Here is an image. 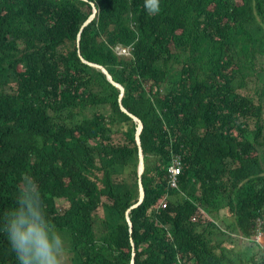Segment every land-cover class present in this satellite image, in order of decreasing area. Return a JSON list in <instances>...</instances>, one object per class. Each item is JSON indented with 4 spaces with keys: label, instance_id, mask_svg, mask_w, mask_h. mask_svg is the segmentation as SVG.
Wrapping results in <instances>:
<instances>
[{
    "label": "trees",
    "instance_id": "trees-1",
    "mask_svg": "<svg viewBox=\"0 0 264 264\" xmlns=\"http://www.w3.org/2000/svg\"><path fill=\"white\" fill-rule=\"evenodd\" d=\"M124 108L144 123L137 208L140 125ZM25 175L74 264H132L134 243L136 264H249L213 244L203 212L264 234V0H160L154 15L145 0H0V217ZM0 264H19L2 225Z\"/></svg>",
    "mask_w": 264,
    "mask_h": 264
},
{
    "label": "clouds",
    "instance_id": "clouds-1",
    "mask_svg": "<svg viewBox=\"0 0 264 264\" xmlns=\"http://www.w3.org/2000/svg\"><path fill=\"white\" fill-rule=\"evenodd\" d=\"M145 8L158 14L160 0H145ZM0 225L19 264H63L64 236L47 218L45 201L31 175L22 178L14 206L3 212Z\"/></svg>",
    "mask_w": 264,
    "mask_h": 264
},
{
    "label": "rangeland",
    "instance_id": "rangeland-1",
    "mask_svg": "<svg viewBox=\"0 0 264 264\" xmlns=\"http://www.w3.org/2000/svg\"><path fill=\"white\" fill-rule=\"evenodd\" d=\"M117 172L120 173L122 172V170L118 169ZM59 205L61 206V209H66L70 206V202L67 199H59ZM100 215L101 217H104L105 215L104 209H101ZM204 216L208 218L206 222L209 223L215 222L219 226L218 230L221 232H219L218 233L219 235L216 237L224 238L227 244L235 248L234 250V252L236 251L235 254L240 256L242 255L247 261V263L250 264L253 257L259 259L261 256H264V239H262L261 242L258 244L256 242L258 240L256 241L254 240L252 242L246 240L243 236H239L237 238H233V236H231L234 234L232 231V226L235 224V220L229 217L228 210L222 213L221 216L222 219H218L215 216L214 217L208 216L206 213H204ZM262 229L263 227L261 226L260 230ZM227 232L230 235L226 234ZM62 235L64 236V240H65V255L63 257V264H74L72 258V252H71V248L73 247L72 237L63 233ZM228 237H231L233 240L228 239Z\"/></svg>",
    "mask_w": 264,
    "mask_h": 264
},
{
    "label": "water",
    "instance_id": "water-1",
    "mask_svg": "<svg viewBox=\"0 0 264 264\" xmlns=\"http://www.w3.org/2000/svg\"><path fill=\"white\" fill-rule=\"evenodd\" d=\"M94 8H95V12H94V14L92 15V17L87 21V23L85 24V26L89 25L92 21H94V20L98 17V15H99V13H100V8H99V6H98L97 3H94ZM81 40H82V33H81V35H80V47H81ZM80 53H81V55H82V57H83V52H82V50L80 51ZM83 58H84V57H83ZM84 60H85L86 62L92 64V65H95V66H97V67L102 68V69L107 73V75H108L110 81H111L116 87H118V88H120V89L122 90V93H123V94H122V98H124V96H125V94H126V89H125V87L122 86L121 84H119V83H117V82L115 81L114 77L111 75V73H110V71L108 70L107 67L102 66V65H100V64L92 63V62L88 61V60L85 59V58H84ZM124 110H125L128 114H130L131 117H133V118L139 123V125H140L139 134H138V139H139V145H140V147H141V168H140V177H141V183H140V186H141V201H140V203L135 207V208H137V207H140L141 205H143V204L145 203V201H146V197H147V192H146V188H145L144 181H143V176H144V174H145V172H146L147 163H146V157H145L144 152H143V149H142L143 146H142V137H141V136H142V130H143V128H144V123H143V121H142L140 118H138V117H136L135 115H133L132 113H130L126 108H124ZM129 222H130V224H131L132 232H134V230H135V225H134V223H133V221H132V218H131L130 214H129ZM134 248H135V254H134V260H133V263H132V264H136V256H137V253H136V245H135V243H134Z\"/></svg>",
    "mask_w": 264,
    "mask_h": 264
},
{
    "label": "built area",
    "instance_id": "built-area-1",
    "mask_svg": "<svg viewBox=\"0 0 264 264\" xmlns=\"http://www.w3.org/2000/svg\"><path fill=\"white\" fill-rule=\"evenodd\" d=\"M122 51V52H121ZM118 52L121 56H126V57H130L132 55V51L131 49H125V48H119ZM181 164H183L182 159H178L173 166L171 167V173L174 174V177L172 178L170 185L173 189H178L180 188V183L178 181V178H180V176H182L183 174V169L181 167H179ZM163 207L166 209L168 208V204H164ZM197 222V220H196ZM263 227V226H262ZM261 231V230H260ZM259 240L262 239L264 234H259Z\"/></svg>",
    "mask_w": 264,
    "mask_h": 264
},
{
    "label": "crops",
    "instance_id": "crops-1",
    "mask_svg": "<svg viewBox=\"0 0 264 264\" xmlns=\"http://www.w3.org/2000/svg\"><path fill=\"white\" fill-rule=\"evenodd\" d=\"M216 236H218V235H216ZM216 236H214V238H212L213 242H214L213 244L215 246L222 247L224 250H228L229 252H232V253L236 252V251L234 252L235 248L230 246L229 244H227V242L224 240V238H222V237L217 238ZM232 236H233V238L239 237L238 235H235V234H233ZM262 239H264V235H263ZM262 239H260V240L258 239L259 243L261 242ZM219 251H221V250L219 249Z\"/></svg>",
    "mask_w": 264,
    "mask_h": 264
},
{
    "label": "bare ground",
    "instance_id": "bare-ground-1",
    "mask_svg": "<svg viewBox=\"0 0 264 264\" xmlns=\"http://www.w3.org/2000/svg\"><path fill=\"white\" fill-rule=\"evenodd\" d=\"M179 167H181L182 169H183V164H181ZM171 170V169H170ZM174 177V174L173 173H171V179ZM178 181H179V183H180V179L178 178ZM260 232V231H259ZM262 233V232H261Z\"/></svg>",
    "mask_w": 264,
    "mask_h": 264
}]
</instances>
